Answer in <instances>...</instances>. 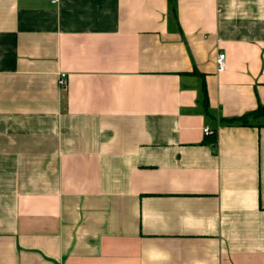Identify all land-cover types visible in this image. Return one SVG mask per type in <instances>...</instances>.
I'll return each mask as SVG.
<instances>
[{
    "label": "crops",
    "instance_id": "1",
    "mask_svg": "<svg viewBox=\"0 0 264 264\" xmlns=\"http://www.w3.org/2000/svg\"><path fill=\"white\" fill-rule=\"evenodd\" d=\"M260 105L264 0H0V264H264Z\"/></svg>",
    "mask_w": 264,
    "mask_h": 264
},
{
    "label": "built area",
    "instance_id": "2",
    "mask_svg": "<svg viewBox=\"0 0 264 264\" xmlns=\"http://www.w3.org/2000/svg\"><path fill=\"white\" fill-rule=\"evenodd\" d=\"M52 4H56L58 2V0H50ZM224 58H225V55L224 54H219L218 55V58L216 60V64H217V70L218 71H221L224 69ZM67 76L65 73H60L58 75V78H57V82H58V86L62 89H64L66 87V83H67ZM203 133L205 136H210L212 135L214 132L209 129L208 127H205L203 129Z\"/></svg>",
    "mask_w": 264,
    "mask_h": 264
},
{
    "label": "trees",
    "instance_id": "3",
    "mask_svg": "<svg viewBox=\"0 0 264 264\" xmlns=\"http://www.w3.org/2000/svg\"><path fill=\"white\" fill-rule=\"evenodd\" d=\"M260 117H264V106H261V105L258 106V108L255 111L249 114H246L242 116L241 118L236 119L235 121H238L242 126H248L250 125L249 124L250 120H255Z\"/></svg>",
    "mask_w": 264,
    "mask_h": 264
}]
</instances>
